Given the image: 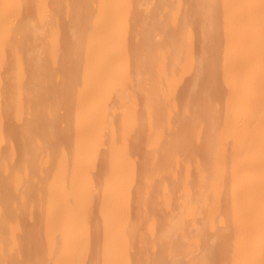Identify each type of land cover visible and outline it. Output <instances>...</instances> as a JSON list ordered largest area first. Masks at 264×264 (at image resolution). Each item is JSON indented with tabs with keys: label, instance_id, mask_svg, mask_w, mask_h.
<instances>
[{
	"label": "bare ground",
	"instance_id": "bare-ground-1",
	"mask_svg": "<svg viewBox=\"0 0 264 264\" xmlns=\"http://www.w3.org/2000/svg\"><path fill=\"white\" fill-rule=\"evenodd\" d=\"M0 264H264V0H0Z\"/></svg>",
	"mask_w": 264,
	"mask_h": 264
}]
</instances>
